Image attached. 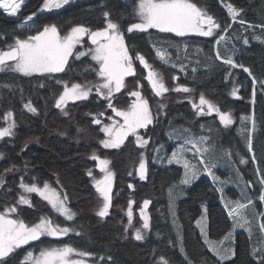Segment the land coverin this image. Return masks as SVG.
<instances>
[{"label":"snow or ice","instance_id":"obj_1","mask_svg":"<svg viewBox=\"0 0 264 264\" xmlns=\"http://www.w3.org/2000/svg\"><path fill=\"white\" fill-rule=\"evenodd\" d=\"M73 0H42V6L39 7L40 12H51L59 10L70 5ZM26 0H0V9L7 15L16 17L21 14ZM226 8L231 17L229 23L222 25L213 15L209 14L207 7L201 5L197 0H136L131 9L132 20L122 27L121 20L124 13H118L119 18H114L113 9L106 6H100V17L102 25L99 28H92L84 24L72 26L68 31L61 32L56 24H48L37 30L35 33L26 37H13L12 43L6 42V49H0V73H15L24 77L40 76L51 78L55 84L62 86V91L53 93L54 107L59 109L63 116L70 115L68 109L69 102L86 101L90 96H95L97 102L103 100L105 110H111L114 116L108 115L107 119L111 123H104L101 118L105 117L106 111L89 112L86 115L92 117L91 123L99 125V132L105 136L100 139L99 143L105 149H120L128 141V138L134 137V144L144 149L139 154V166L135 169L138 172L140 180L148 178V157L146 151L152 137L147 134L150 125L159 119L163 114V110L167 107L165 94L170 91L176 93L193 94L195 89L185 85H175L174 87L166 86L163 75L156 70L152 63L134 46L130 48L126 42L125 35L131 33H147L150 29H155L159 33H171L176 37H216L214 44L220 46L222 43H229L228 32L231 31L230 25L238 23L244 31H251V39L264 43V21L261 23H251L243 16V9L238 8L233 3H227ZM127 11V10H126ZM36 13L24 17L25 27H31L35 22ZM32 22V23H29ZM256 29H260V33H256ZM87 38V41L85 40ZM240 40L243 45H249V37L235 35L233 37ZM0 39H4V34L0 33ZM87 44V46H86ZM156 57L172 68L179 67L180 72H185L186 67L180 60L181 55L187 59V50L189 44L183 42L169 43L167 41L152 43ZM175 49L177 59L173 60L172 53L169 49ZM229 54L222 56L219 48L212 49L213 55L207 56L208 60L222 61L228 69L240 68L248 77L251 78V99L249 103L253 106L251 115H242L240 120L239 134L244 139L245 147L248 153H251L250 160L255 165L256 180H244L243 174L238 167L233 168L236 180L229 177L221 180L213 171L220 165L221 160H225L229 166L235 165L237 162L232 159L233 155L239 156L238 152H233L231 148L222 149L221 156L216 161H208L205 155L215 150L208 144L209 137L203 134L197 135L190 128H172L169 131V139L180 140L179 146L168 157L169 164L176 163L183 167V176L178 184H173L167 192L168 213L172 218V227L175 230V239L169 237L167 245L172 246L178 243L179 252L183 257V264H195L188 256L185 248V237L183 225L179 223L177 216L176 201L182 196L183 189L180 187L191 186V184L199 179L201 175L211 177L216 191L220 193V199L224 208L227 210V218L231 220V225L226 233L219 239H211L209 236V216L206 205H202V212L195 221L196 227L199 229V235L203 241V246L208 252L215 257V264H236L235 237L237 230L243 229L250 241L256 236L257 239L250 245V257L255 264H264V210H257L256 201L264 205V169H262L257 161V157L253 147V134L259 131L257 120L255 117L254 105L256 103L257 85L261 93H264V76L258 78L250 67L237 62L233 57L238 52L235 45L225 49ZM203 51L197 48V55ZM88 57L94 64L84 61L82 58ZM71 61V63H70ZM77 62H80L77 65ZM142 66L140 75L137 74V64ZM200 64V61H196ZM211 68L212 65H205ZM146 70V75L144 71ZM196 72V68H192ZM84 73H95L97 80L92 81L85 78L82 82H75L74 76H84ZM57 74H64L58 76ZM226 77H232L233 73L229 70L225 73ZM128 77H137L132 81L133 87L129 89L128 95L135 99L126 107H118L114 98L116 94L124 90ZM142 79H146L150 85L151 94L160 97L161 100L156 102V111L154 113L149 104V99L145 97L140 89L143 84ZM172 79L178 80V76ZM40 87H44L41 83ZM241 85L234 84L230 95L236 99H243L239 90ZM0 88L12 89L11 83H0ZM22 92V89H21ZM199 102L196 103L193 98H189V103L197 116H210L213 113L219 118L220 124L225 129L230 128L236 123L231 111H222L220 107L212 100L206 98L205 94H199ZM23 107L28 112L39 115L37 107L33 106L31 100L24 103ZM114 117H119L116 120ZM3 119L6 121V127H0V141H4L6 137H14L17 127L16 120L11 111L6 112ZM264 123V122H262ZM250 125V127H249ZM203 127V125H201ZM140 130H145L141 134ZM85 129L77 126V134L83 133ZM60 135H67V131L60 132ZM38 141V138H37ZM25 141L21 148V153L27 148L28 143ZM163 145L159 147L153 146L152 152L155 157L152 158L153 163H163L164 156L161 154ZM188 153L192 154V158L199 157L197 163H193L188 157ZM19 155V153H18ZM5 159V153L0 152V160ZM92 160L99 162L100 171L104 173L102 179H95V188L102 198V204L96 211V215L106 218L110 215V209L113 205L112 189L115 173L109 168L111 161L109 159H100L98 155L93 153L90 157ZM23 169L19 168L15 163L5 167L0 171V190L7 192L12 189L6 188L7 180L5 177L10 173L22 172L18 182V188L22 191L17 193V199L14 204H5L0 210V264H100V262L108 260L112 257L94 256L92 253L75 247L71 244H63L60 246H43L29 249L28 245L34 242H42V238L49 237L53 239H62L74 234L76 236L87 235L83 231V225H67L57 219L51 218L46 214L37 216V222L28 223L21 218V206L34 208L31 194H36L42 200L47 201L51 209L63 217L64 221L71 222L76 219L77 212L69 206V196L67 192L58 191L47 181H39L36 176H31L32 182H25L24 175L27 174L30 165L29 160H23ZM249 159L239 156L238 164L247 165ZM202 165V167H200ZM87 174L92 176V171L88 170ZM55 175V174H54ZM129 176L132 175L130 171ZM40 183L43 186H40ZM53 183L59 184L58 175ZM232 183L239 188V197L236 199L228 198L224 193L225 185ZM255 185L259 186V191L255 196L249 194V189H254ZM129 188L134 190V185L129 184ZM151 199H144L139 210V219L142 221L141 227L136 228L133 225V208L135 204L133 199L128 200L126 211L127 224L124 231L132 229L135 233L136 241H145L147 232L151 230V216L148 212ZM123 210V209H122ZM252 219H257L255 225L257 231H253ZM159 239V234H157ZM24 248V253L19 256L17 253ZM154 255L155 250H154ZM201 264H213L206 257H201ZM154 264H172L171 260L164 255H160Z\"/></svg>","mask_w":264,"mask_h":264},{"label":"trees","instance_id":"obj_2","mask_svg":"<svg viewBox=\"0 0 264 264\" xmlns=\"http://www.w3.org/2000/svg\"><path fill=\"white\" fill-rule=\"evenodd\" d=\"M135 2L136 0H75L60 12L41 15L36 20L35 26L39 30L45 25L56 24L62 33L77 24H84L94 29L99 28L103 23L99 15L100 6L106 5L114 10V18H119L117 16L118 13H124V18L121 20L123 27L132 20L130 13ZM197 2L206 6L209 14L213 15L222 25L229 23L231 20L225 6L227 3H233L238 8H242L244 10V18L251 23L258 24L264 21V0H197ZM41 6L42 0H30L22 10V15L36 13ZM19 28L15 20L5 16L0 17V33L4 34V39H0V49H6V42L11 43L14 36L26 37L37 31L35 28L28 30ZM230 28L231 31L227 34L229 43L227 45L222 43L220 46L214 44L216 37L212 39L182 38L176 37L171 33H153L154 36H151L153 40L148 42H144L141 39L146 36L136 34L129 36V41L132 40L131 46L136 47V49L149 56L154 53L152 43L167 41L181 45L183 42L189 44L187 59H184L183 55H181L180 60L177 61L178 63L183 62L187 65L186 74L185 72H180L179 67L172 68L165 65L166 67H161V70L167 71L166 73L169 75H163V77L167 80L168 85L172 84L174 87L179 84L192 87L195 89V93L189 95L199 96V94L203 93L206 98L216 103L222 111H231L233 117L236 119V123L231 128L225 129L221 127L218 120L216 121L212 118L204 127V131L208 130L210 132L208 136H210L212 144L222 145L221 148L224 149L231 148L234 153L238 152L239 156L249 159L247 165H239V156L233 155L232 157L237 162L235 166L240 169L244 178L255 181V165L250 160L251 153L247 152L244 139L239 134V118L242 115H251L253 111V106L249 103L252 91L251 78L240 68L228 69L222 61L214 59L210 61L206 57L213 55L212 49L214 47L219 48L222 56H227L229 53L225 49L235 45L238 52L233 58L246 67H250L253 73L260 78L264 76V43L251 39V31H244L238 23L231 24ZM233 33L238 36L249 37V45H243L240 40L232 38ZM256 33L259 34L260 29H256ZM197 48L203 50L198 55ZM169 52L172 53L173 60H176V50L170 48ZM83 60L92 64L95 63L91 62L88 57ZM197 60L200 61V64L196 63ZM79 64L80 62H77V65ZM209 64L212 65L210 69L205 67V65ZM192 68H196L197 71L193 72ZM229 70L233 73L232 77H226L225 75L226 71ZM63 75L58 74V76ZM9 76L10 78L6 80L5 78L4 80H0V83L13 84L12 89H7L5 97L2 95V90H0V117L6 111L14 109L16 101L15 89L19 86L20 82L23 84L27 83L25 85L30 86L29 84L32 81L51 79L40 76L24 77L14 74ZM172 76H179V82L175 83L173 79L170 80ZM74 77H80L84 80L85 78L90 79L91 75L90 73H84L83 77L78 75ZM136 79L137 77L128 79L126 92L130 88L131 81ZM44 83V85H48V81ZM53 83L55 86L57 85L55 82ZM234 84L241 85L238 94L243 99H236L230 95ZM51 85L55 87L53 84ZM38 94H45V92L38 91ZM170 94L173 95L168 100L166 99L167 107L164 109L165 114L161 115L157 122V126L163 128L164 131L150 132L155 140L159 138L158 135L155 137L156 133L166 136L172 128H180L182 126L183 128L194 130L200 124V122L195 121L196 114L189 103L190 97L188 94L171 91L166 96ZM254 110L259 131L253 134V147L257 161L260 167L264 169V123H262L264 122V93H261L258 85ZM89 112H92V108L90 104H86L81 110V113L85 115L84 119L86 121L91 120L89 119L91 116L86 115ZM89 126H91V123L88 121L86 127L89 128ZM49 134L39 133V135H32V137H40L42 142L48 141V144L41 151H26L22 156V161L30 160L32 166L39 170L42 177H51L56 174L60 176L58 177L60 183H54V185L58 186L60 190L61 185L63 186V191L67 192L70 198L69 206L77 212L76 219L72 225H83V231L87 233V235L81 236L70 234L60 240L62 244H71L92 253L94 256L112 257L111 261H102L103 264H154V261L159 259L160 255L169 258L172 264H183V257L179 252L178 243L172 246L166 244L169 237L175 239V230L172 227L171 216L168 213L167 192L169 187L182 178L183 171L181 169L175 167L150 168L147 181L141 182L135 179V169L138 166L140 150L133 144L132 140L119 150L106 151L102 149V155L112 161V170L115 173V192H119L125 195L127 199H133L138 203L144 199L152 200L149 210L151 233L145 241H136L133 231H131L132 234L124 231L127 221L122 211L116 209L108 217L101 218L95 214L99 206L92 205L95 193L84 177V168L86 166L84 162L88 158L90 151L99 148V140L103 139V136L101 137L96 132L86 131L84 134V146L75 150L73 147L61 149L56 144L61 142V140L69 142H72L74 139L78 140L79 135L77 132H69L67 135L58 134L52 140H50ZM23 137L25 138L26 135ZM27 139L25 138V140ZM12 142L14 141L7 140L0 145V150L5 153V162L0 165V171L5 167L11 166L13 163L20 168L19 159L17 158V151L20 149L16 146L11 147L10 143ZM54 142L57 143L55 144ZM130 171L132 172L131 176L128 175ZM17 173H10L5 177L7 180L5 187H10L12 191L0 190V210H2L4 204H14L17 199V195H15L19 178L16 176ZM129 184L134 185V193L130 197L127 196L131 192L128 187ZM216 187L211 180L207 178L202 179L187 189L186 197L179 202L178 216L180 224L183 225L185 248L188 256L195 264H201L200 258L202 256L215 264V258L203 246L199 231L196 228L195 221L201 214V205L207 204L208 206L209 236L211 239L221 238L231 225L230 219L227 218V210L219 198L220 193L216 191ZM258 191L259 186L255 185L254 189L251 190L252 196H255ZM256 204L260 207V210H264V205L259 201H256ZM35 205L34 209H22L20 212L21 218L25 221L32 218L37 222L38 215L46 214L51 218L58 219L55 212L46 213V204L41 202V200H38ZM157 234H159V239L157 238ZM236 242V264H255L249 254L250 245L253 242L249 240L248 236L245 233H239ZM154 250L155 255L153 254ZM20 254L22 253L17 255L19 256Z\"/></svg>","mask_w":264,"mask_h":264},{"label":"flooded vegetation","instance_id":"obj_3","mask_svg":"<svg viewBox=\"0 0 264 264\" xmlns=\"http://www.w3.org/2000/svg\"><path fill=\"white\" fill-rule=\"evenodd\" d=\"M28 15H31V14H28ZM41 15H43V14H40V16ZM26 16L27 15H23L21 19H24V17H26ZM40 16H38V18ZM38 18L35 17V20ZM35 25H36V22L32 23V26L35 27ZM134 35H136V34H134ZM138 35H140V34H138ZM129 36H133V35L127 34V41L129 40ZM140 52L145 55V53H143L142 51H140ZM136 64H137V74L139 76L140 72H141V70H140L141 66L138 64V62H136ZM90 75L92 77H95V73H90ZM19 76H21V75H19ZM76 78L74 77V81L78 82L79 78L78 77H76ZM47 81H48V85H44V87H40L41 83L45 84L44 82H47ZM53 82H54L53 79H48L45 81L36 80V81H32V83L29 84L30 86L25 85L27 83L23 84L20 82L19 86H17L15 89L16 101L14 103V109H12L11 112L14 113L16 123L18 126L17 130L20 133V138H22L25 135H26L25 138H28L27 140H21L20 142L14 141V142L10 143L11 147L16 146V147H19V149H20L19 151H17V158L19 159L18 163H19V166L21 169H23V163H22L23 157L22 156L26 153V151H28V150H32V152L41 151L42 148L44 146H46V144H48V141L42 142L40 140V137H32V135H39V133L40 134L50 133L49 134L50 138H51L50 140H52L53 138H56L57 137L56 135H58L60 132L67 131V133H69V132L76 133L77 132V126H79L83 129H85V131L83 133L79 134L78 140L74 139L72 142L61 140V142H59L58 144H56L57 142H54L61 149H68L69 147H73L75 150H77V149H80L84 146V143H85L84 142V134L86 131L100 133L98 131L100 126L91 123L92 117L89 118L91 120H88L89 123H91V126H89V128L86 127V123H88V121H86L84 119L85 115L83 113H81V110L84 108V106H86V104H88V105L90 104V107L92 108V113H95L97 111H106L105 117L101 118L104 123H110L111 122L110 120L107 119L108 115L114 116V113H111V110H105L104 109L103 105L105 104V102L103 100H99L97 102V99L94 95L90 96V98L86 101H79L75 104H71L70 106H68L67 110L69 111L70 115L67 117L63 116L62 113L60 112V110L56 109L54 107V99L57 97H54L53 93H55V91L60 92V88H59V85L55 86ZM37 83H39V85L36 86ZM140 83L143 84V88L140 90L145 95V97L149 99V104L151 106V102L154 99H153L152 94L150 93L151 90L148 87V83H147L146 79H142L140 81ZM51 84H53L55 87H52ZM131 88H132V86H130L129 89H131ZM21 89H22V92H21ZM129 89H128V91H129ZM38 91L45 92V94L39 95ZM124 91H125V89H124ZM128 91L123 92V90H122L119 94L116 95V97L114 98L116 106L122 107V108L126 107L135 99L134 97L129 98V95L127 94ZM6 92H7V90L5 88H3V91H2L3 94L2 95L4 97L6 96L5 95ZM59 92H56V93H59ZM29 100H31L33 106L37 107L39 115H34V114L28 112L27 109H25L23 107L24 103H27ZM6 112H8V111H6ZM116 120H118V119H116ZM209 122H210V119H205L200 125L204 124L203 126L205 127ZM70 124H72V125L70 126ZM163 131H164V129L157 126V124L156 125H150L149 129L147 130V132H163ZM205 132H206V136L210 135V132L208 130H206ZM196 134L200 135L198 133H196ZM208 137H210V136H208ZM37 138H38V141H37ZM29 140L31 142L28 143L26 150L21 153V148L23 147L25 141H29ZM171 147L173 148L174 146L171 145L170 150H171ZM102 149L103 148L101 147V144H100L99 148H95V150L93 149L92 151H90L88 158L84 162L86 164V166L84 168V177L87 179L91 188L94 189V192H95V188L93 186V181H94L93 177H95V174H97L99 171L95 170L97 167V161L90 159V157L93 153H95L96 155H98L100 157V159H103L100 155L102 152ZM18 153H19V155H18ZM29 166L30 167L28 168L27 174L24 175L25 182H32L30 180V177L34 175V176L39 178V181H47L49 183H52V186L55 187L58 191H60L59 187L55 186L53 183L56 179L57 174L55 176L52 175L51 177H42L41 174L39 173V170L32 166V163H30ZM111 167H112V161H111ZM88 170L92 171V176H89L87 174ZM111 170H112V168H111ZM21 175H22V172L18 171V173L16 174V176L19 177L18 182H19ZM58 177H60V176L58 175ZM40 186L42 187L43 184L40 183ZM20 191H22V190L19 189L18 185H17L15 195H17V193ZM115 191H116V189H115ZM130 191L131 192L128 195L129 197L132 196L134 193L133 189ZM115 193H117V192H115ZM31 199H32V202L34 205L38 200H41V202L46 204V213H54V211L51 209V206L48 205L47 201L42 200L41 197L37 196L36 194H31ZM35 207H36V205H35ZM113 210H116V209L112 208L110 211V214ZM131 231L132 230L129 229L127 232L132 234ZM35 247H36V245L28 246V248H30V249L35 248Z\"/></svg>","mask_w":264,"mask_h":264},{"label":"rangeland","instance_id":"obj_4","mask_svg":"<svg viewBox=\"0 0 264 264\" xmlns=\"http://www.w3.org/2000/svg\"><path fill=\"white\" fill-rule=\"evenodd\" d=\"M30 1V0H29ZM73 1H75V0H73ZM123 1H131V0H123ZM27 4V3H26ZM26 7V5L23 7V9ZM67 7V6H66ZM65 7V8H66ZM22 9V10H23ZM64 8H62V9H59V10H53V11H51V12H47V11H45V12H40V11H38V12H36V16L35 17H37L38 18V16H40V14H45V13H55V12H60V11H62ZM0 13H1V16H5V17H8V18H10V19H12V20H15L16 22H17V25H18V27H20L21 29H24V30H28V29H31L32 27L33 28H35L36 30H37V28L38 27H34V26H31V27H25L24 25H25V20L24 19H21L22 18V11H21V14L20 15H18V16H16V17H11V16H9V15H7V13H5L2 9H0ZM0 16V17H1ZM41 17V16H40ZM39 19V18H38ZM37 20V19H36ZM36 20H35V22H36ZM29 23H32V22H29ZM19 28V29H20ZM153 33H159L157 30H155V29H153V32H152V34H150V35H148V36H146V37H143V38H141L144 42H148V41H150V40H153L152 38H151V36L153 35L154 36V34ZM163 34H166V33H163ZM174 35V34H173ZM18 37H21V38H23L22 36H18ZM215 37V36H214ZM214 37H199V36H188V37H185V38H200V39H212V38H214ZM183 38V37H182ZM125 39H126V42L129 44V46H130V48L131 47H133V46H131V42H132V40H128L127 41V34L125 35ZM85 40L87 41V38H85ZM12 41H13V39L11 40V43H12ZM86 46H87V44H86ZM136 48V47H135ZM144 53V52H143ZM145 56H146V58L149 60V62L150 63H152L153 64V66H154V68L156 69V70H158V71H160L161 73H162V75H169L168 73H166L167 71H165V70H161V67H166L165 66V64H163V62H161L157 57H156V55H155V51H154V53L153 54H151V56H149V55H146L145 54ZM84 58H86V57H84ZM84 58H82V59H84ZM71 62V61H70ZM160 67V68H159ZM140 70L142 71V66H141V68H140ZM144 71V75H146V70H143ZM141 73V72H140ZM11 74H14V75H20V74H15V73H0V80H4V78H5V80L6 79H8V78H10V76L9 75H11ZM22 76V75H21ZM92 77V76H91ZM173 77V76H172ZM172 77H170V80H172ZM179 77V76H178ZM79 78V80H78V82H82L83 80L80 78V77H78ZM131 78H133V77H131ZM130 77H128L127 78V80H126V84H127V81H128V79H131ZM164 78V77H163ZM180 78V77H179ZM89 80H92V81H95V80H97V76L95 75V77H92L91 79H89ZM164 80H165V83H166V86H169V87H173V85L171 84V85H168L167 84V80L164 78ZM174 80V79H173ZM147 81V80H146ZM175 81V83L177 82H179V79L178 80H174ZM10 82V81H9ZM132 82V81H131ZM147 83H148V81H147ZM130 86H132L133 87V85H132V83H130ZM148 87H149V89H150V85H149V83H148ZM59 88H60V92L62 91V86H60L59 85ZM6 90H7V88H5ZM126 89V88H125ZM0 90H2L3 91V88H0ZM151 90V89H150ZM1 91V92H2ZM124 91V90H123ZM171 92V91H170ZM169 92V93H170ZM169 93H167V94H169ZM119 94V93H118ZM167 94H165V100L167 99H169L170 97H172V95L173 94H170V95H168V96H166ZM117 95V94H116ZM152 96H153V101L151 102V107H152V109H153V111H154V113H155V111H156V102L157 101H159V100H161V98L160 97H156L154 94H152ZM188 96L189 97H191V98H193L194 100H195V102L196 103H198L199 102V100H198V98H199V96H196V95H194V96H192V95H189L188 94ZM90 98V97H89ZM129 98H133V97H131L130 95H129ZM77 102H79V101H77ZM77 102H75V103H77ZM75 103H72V102H69V105L68 106H70L71 104H75ZM155 108V109H154ZM193 110V109H192ZM9 111H11V110H9ZM194 111V110H193ZM163 112H164V110H163ZM195 113V112H194ZM6 114V113H5ZM4 114V115H5ZM4 115L2 116V117H0V127H6L7 126V124H6V121L3 119V117H4ZM13 117H14V119H15V116H14V113H13ZM212 118H214V120H218V122H219V118H218V116H216V114L215 113H213L212 115H210V116H195V121L196 122H200V124L205 120V119H212ZM16 120V119H15ZM158 122V120L157 121H155L154 122V125H156V124H158L157 123ZM208 122V121H207ZM111 123V122H110ZM198 125L197 126V128L196 129H194V130H192L194 133H198V134H204L205 136H206V132L204 131V126L203 127H201V125ZM219 124H220V122H219ZM204 125V124H203ZM220 126L221 127H223L224 128V126L222 125V124H220ZM196 127V126H195ZM17 128H18V126L16 127V129L14 130L15 131V136L14 137H6L5 138V140L4 141H0V145L1 144H3L5 141H7V140H11V141H21V140H25V138L24 137H22V138H20V133L18 132V130H17ZM231 128V127H230ZM229 129V128H228ZM141 131V134H144V131L145 130H140ZM101 133V132H100ZM99 133V135L102 137L103 136V139L105 138V136H104V134L103 133H101L100 134ZM147 134L148 135H150L151 137H152V135L150 134V132H147ZM168 134H169V132H168ZM168 134H166V136H163L162 134H159V133H156L155 134V137H156V135H158V139H154L153 137H152V141L149 143V145H148V147H147V151H146V156L148 157V169H149V171H150V168L151 169H156L157 167L158 168H171V167H175V168H178V169H181L182 171H184L183 170V167L181 166V165H178V164H176V163H172V164H169L168 162H167V160H168V157H170V155H171V153L179 146V144L181 143V141L180 140H175V139H169V135ZM19 139V140H18ZM132 140V142H133V144H134V137H129L128 138V141H126L125 142V144L127 143V142H129V141H131ZM174 144H175V146H174ZM208 144L209 145H211L212 146V148L215 150V152H214V154L212 153V152H210V153H208V154H206L205 155V159L206 160H208V161H210V162H212V161H216L220 156H221V150L222 149H224V148H221V146L222 145H216V144H212V142H211V138L209 137V141H208ZM12 145V144H11ZM135 145V144H134ZM160 145H163L164 147L161 149V154L164 156V160H163V163H159V162H157V163H153L152 162V158H154L155 157V153L154 152H152V148H153V146H156V147H159ZM174 146L175 148H172L171 147V150H170V146ZM125 146V145H124ZM124 146H122L120 149H122ZM136 146V145H135ZM101 147H102V145H101ZM137 147V146H136ZM103 148V147H102ZM138 148V147H137ZM139 150H140V153L141 152H144L145 150L144 149H140V148H138ZM103 150H106V151H113V150H119V149H105V148H103ZM170 150V151H169ZM0 152H2L1 150H0ZM103 153H101L100 155H101V157L103 158V159H109V158H106V157H104L103 155H102ZM188 155V157L192 160V162L193 163H197L198 162V160H199V157H196V158H192V154L191 153H188L187 154ZM225 160H226V158L224 159V160H221L220 161V165L218 166V167H216V168H214L213 169V171L216 173V175L217 176H219L220 177V179L221 180H226V179H228L229 177H231L232 178V180H236V176H235V174H234V172H233V168L234 167H236L235 165H232V166H229L227 163H225ZM97 161V160H96ZM5 162V159L4 160H0V165L1 164H3ZM138 166H139V162H138ZM138 166H137V168L136 169H138ZM200 167H202V165H200ZM109 168L111 169L112 167H111V164L109 165ZM95 170H97V171H99L97 174H95V179H102L103 178V175H104V173H102L101 171H100V166H99V162L97 161V167H96V169ZM113 171V170H112ZM149 171H148V175H149ZM205 178H207V179H209V180H211V177H209V176H207V175H201L200 177H199V179H197L196 181H194L192 184H191V186H183V185H181L180 187L183 189V195L182 196H180L179 197V199H177V201H176V205H177V208H176V211H177V216H178V212H179V202L180 201H182L185 197H186V190L187 189H189L190 187H192L194 184H196L198 181H200V180H202V179H205ZM243 178H244V176H243ZM95 179H94V181H93V186H94V188H95ZM135 179H137L138 181H141L142 182V180H140L139 179V175H138V172L137 171H135ZM147 180V179H146ZM146 180H143V182H145ZM244 180H246L245 178H244ZM212 181V180H211ZM179 182V181H178ZM178 182L177 183H174V184H178ZM92 184V183H91ZM130 190H132L131 188H130ZM251 190L252 189H249V194L250 195H252L251 194ZM239 188L235 185V184H232V183H229V184H227V185H225V187H224V193H225V195L228 197V198H231V199H236V198H238L239 197ZM95 197L93 196V203H92V205L94 206H101V204H102V198L100 197V195H99V193L96 191V188H95ZM123 194H121V193H119V192H117V193H115V177H114V182H113V189H112V197H113V205H112V208L113 209H117L118 211H122L124 214H125V218H126V221H127V216H126V211H127V206H128V200L129 199H127V197L125 196V195H123ZM129 195V194H128ZM127 195V196H128ZM142 202L143 201H141V202H136L135 201V204H133L132 205V208H133V214H134V218H133V225H134V227H136V228H139V227H141V224H142V221H140V219H139V210H140V206H142ZM6 203H8V202H6ZM5 205V204H4ZM202 205H206V207H207V209H208V206H207V204H202ZM201 205V206H202ZM91 207V206H90ZM150 207H151V204L149 205V208H148V212H149V210H150ZM111 208V209H112ZM256 208H257V210H260V207L256 204ZM22 209H31V208H29V207H27V206H21V210ZM111 209H110V211H111ZM123 209V210H122ZM201 212H202V207H201ZM56 214V213H55ZM150 214V213H149ZM57 215V220L58 221H61V222H63L64 224H67V225H72L73 224V221H71V222H67V221H64V218L63 217H59L58 216V214H56ZM179 217V216H178ZM171 221H172V218H171ZM26 222H28V223H32V222H35L34 221V219H29L28 221H26ZM230 222H231V220H230ZM179 223H180V221H179ZM252 223H253V231L254 232H256L257 231V229H256V227H255V225L258 223V220L257 219H252ZM197 228V227H196ZM198 229V228H197ZM132 230V229H131ZM133 231V230H132ZM146 232H147V238H148V236L150 235V233H151V230L150 231H148V230H145ZM198 231H199V229H198ZM134 232V231H133ZM239 233H245L247 236H248V234L243 230V229H239V230H237V233H236V237H235V249H236V241H237V235L239 234ZM71 234V233H70ZM69 234V235H70ZM135 234V233H134ZM65 238V237H64ZM63 239V238H62ZM62 239H53V238H49V237H45V238H43V240H42V242H40L39 244H37L36 245V247L35 248H39V247H43V246H49V245H51V246H60V245H63L61 242H60V240H62ZM257 239V237L256 236H254L253 237V239H252V242L254 243L255 242V240ZM203 242V241H202ZM178 247H179V245H178ZM27 248H28V246H27ZM30 249V248H29ZM32 249V248H31ZM24 251H25V249L24 248H22V249H20L19 250V252L17 253V254H19V253H24ZM211 254V253H210ZM212 255V254H211ZM215 258V257H214ZM158 260V259H157ZM100 264H103L102 262H100Z\"/></svg>","mask_w":264,"mask_h":264},{"label":"water","instance_id":"obj_5","mask_svg":"<svg viewBox=\"0 0 264 264\" xmlns=\"http://www.w3.org/2000/svg\"><path fill=\"white\" fill-rule=\"evenodd\" d=\"M216 19V18H215ZM152 32H153V29H150L149 30V32H147V33H131V34H129V35H134V34H140V35H144V36H148V35H150V34H152ZM116 119H120L119 117H115ZM42 240H43V238H42ZM40 243V241H38V242H34V244H30V245H28V246H32V245H37V244H39Z\"/></svg>","mask_w":264,"mask_h":264},{"label":"bare ground","instance_id":"obj_6","mask_svg":"<svg viewBox=\"0 0 264 264\" xmlns=\"http://www.w3.org/2000/svg\"><path fill=\"white\" fill-rule=\"evenodd\" d=\"M28 0H26V2H27Z\"/></svg>","mask_w":264,"mask_h":264}]
</instances>
